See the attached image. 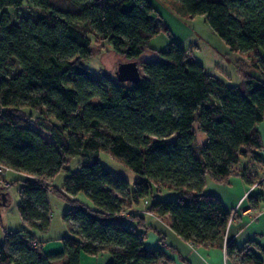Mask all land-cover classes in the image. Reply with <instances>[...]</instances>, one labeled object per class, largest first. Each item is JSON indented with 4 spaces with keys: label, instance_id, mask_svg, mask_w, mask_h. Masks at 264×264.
Listing matches in <instances>:
<instances>
[{
    "label": "trees",
    "instance_id": "trees-1",
    "mask_svg": "<svg viewBox=\"0 0 264 264\" xmlns=\"http://www.w3.org/2000/svg\"><path fill=\"white\" fill-rule=\"evenodd\" d=\"M178 1L190 16L205 15L231 50L249 54L238 85L207 71L180 43L151 46L154 35L169 30L151 0H0V163L26 174L18 190L26 226L5 235L0 264H80L82 253L101 251L111 254L108 264H166L172 258L164 243L146 244L144 216L132 209L140 206L168 215L186 241L222 244L231 211L204 192L207 177L227 182L243 157L264 162L257 152L264 0ZM105 40L126 59L116 75L85 64L93 42ZM148 50L156 56L142 58ZM130 61L138 81L128 79L136 75L129 65L120 68ZM102 151L134 178L104 165ZM75 156L80 160L70 169ZM64 169L61 186L51 184ZM50 191L69 201L63 220L72 234L61 237V251L46 254L33 229L50 227ZM1 192L10 195L2 186ZM2 207L0 200V227ZM250 243H227L235 264H264V247L261 255Z\"/></svg>",
    "mask_w": 264,
    "mask_h": 264
},
{
    "label": "rangeland",
    "instance_id": "rangeland-1",
    "mask_svg": "<svg viewBox=\"0 0 264 264\" xmlns=\"http://www.w3.org/2000/svg\"><path fill=\"white\" fill-rule=\"evenodd\" d=\"M151 1L155 5L157 16L161 19L162 23L169 28L168 30L163 27L156 35H154L150 41L151 46L158 49H164L169 42L175 41L182 44L197 60L201 61L207 71L215 74L225 83L238 85L243 80L245 74L241 68V63H244L243 65L247 67L249 54L231 50L228 44L209 25L205 15L197 14L193 17L190 16L186 13L178 0ZM257 52L258 55H264V51L261 49ZM155 56L156 53L153 50H148L142 55V58L151 59ZM125 60L124 57L112 50L109 41H94L93 54L85 60V64L91 68L93 73L97 74L100 70L105 68L114 74L118 63ZM252 71L254 72V70ZM30 110L31 109H27V111ZM31 111L34 116L39 114V111L36 109H32ZM30 124L40 130L47 139H50V135L47 132L38 128L34 124V120H30ZM100 159L104 165L109 167L115 173L126 175L130 179L134 178L133 171L128 169L117 159L113 158L110 153L102 151L100 153ZM79 160V156L72 157L67 163L68 168H75ZM13 171H7V182H2L4 190L10 189V195L8 204L2 207L4 227L0 228V243L3 242L5 234L17 231L26 226L18 209V190L21 186V179L25 178L26 174L19 171ZM66 173L67 170H62L59 175L50 180L51 184L61 186V182ZM77 197L90 203L89 199L82 192H80ZM48 198L52 209L51 233L48 234L50 237L63 233L62 231L66 227V222L63 220V212L69 207V201L56 195L52 191L49 192ZM132 209L135 213L140 214H146L149 212L146 206L142 209ZM69 234H72L70 230Z\"/></svg>",
    "mask_w": 264,
    "mask_h": 264
},
{
    "label": "crops",
    "instance_id": "crops-1",
    "mask_svg": "<svg viewBox=\"0 0 264 264\" xmlns=\"http://www.w3.org/2000/svg\"><path fill=\"white\" fill-rule=\"evenodd\" d=\"M257 127L263 143L262 148L257 152L264 159V119L257 124ZM244 173L247 178L251 177L250 181L244 179L242 175ZM204 192L216 195L223 202L225 208L231 211L227 232L221 245H196L186 241L170 226L168 215L159 217L154 213L147 212L141 214L145 219L146 228L144 230L147 246H160L163 242V249L172 258L166 264H235L226 250V245L230 240H233L239 247L250 241L252 243L249 248L262 255L259 246L264 247V162L251 156L243 157L236 165V172L229 177L227 182H217L208 176ZM247 192L248 194H246ZM166 193L169 194L171 191L161 192V194ZM143 207L135 208L142 209ZM3 227L4 220L3 226L0 228ZM66 227L62 231L63 233L50 237L48 234L51 233V224L46 231H34L33 229L40 242V247L46 254L63 249L61 237L71 235L67 224ZM111 259V254L108 251H101L95 255L82 253L80 264H108Z\"/></svg>",
    "mask_w": 264,
    "mask_h": 264
},
{
    "label": "water",
    "instance_id": "water-1",
    "mask_svg": "<svg viewBox=\"0 0 264 264\" xmlns=\"http://www.w3.org/2000/svg\"><path fill=\"white\" fill-rule=\"evenodd\" d=\"M123 65H129L131 67V69L133 68L136 72V75L135 76H130L128 77V79L130 80H133V81H138L140 79V76H139V71H138V66L136 64L135 61H130V62H125L123 63L120 68L123 66ZM117 75L120 77V74H119V71H117ZM8 195L5 193V192H1L0 193V200L2 202L3 205H6L7 204V199H8Z\"/></svg>",
    "mask_w": 264,
    "mask_h": 264
},
{
    "label": "built area",
    "instance_id": "built-area-1",
    "mask_svg": "<svg viewBox=\"0 0 264 264\" xmlns=\"http://www.w3.org/2000/svg\"><path fill=\"white\" fill-rule=\"evenodd\" d=\"M9 170H11L10 167L5 166V165H3V164L0 163V186H2V182H4V181L7 182V180H6V173ZM2 187H4V186H2ZM246 194H248V192ZM146 202H147V200H146ZM131 212L132 211L124 210L123 211V215H129ZM133 212H135V211H133Z\"/></svg>",
    "mask_w": 264,
    "mask_h": 264
}]
</instances>
